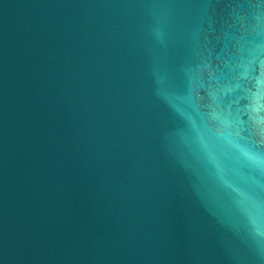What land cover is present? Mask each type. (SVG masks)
<instances>
[{"label": "water", "instance_id": "water-1", "mask_svg": "<svg viewBox=\"0 0 264 264\" xmlns=\"http://www.w3.org/2000/svg\"><path fill=\"white\" fill-rule=\"evenodd\" d=\"M0 264H264V0H0Z\"/></svg>", "mask_w": 264, "mask_h": 264}]
</instances>
